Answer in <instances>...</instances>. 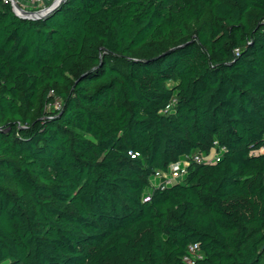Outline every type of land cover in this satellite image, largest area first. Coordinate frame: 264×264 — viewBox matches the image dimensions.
I'll return each mask as SVG.
<instances>
[{
  "label": "trees",
  "instance_id": "1",
  "mask_svg": "<svg viewBox=\"0 0 264 264\" xmlns=\"http://www.w3.org/2000/svg\"><path fill=\"white\" fill-rule=\"evenodd\" d=\"M263 144L264 0H0V264H264Z\"/></svg>",
  "mask_w": 264,
  "mask_h": 264
},
{
  "label": "built area",
  "instance_id": "2",
  "mask_svg": "<svg viewBox=\"0 0 264 264\" xmlns=\"http://www.w3.org/2000/svg\"><path fill=\"white\" fill-rule=\"evenodd\" d=\"M12 3L14 12L24 14L25 12L43 13L51 8L59 0H8ZM53 107L60 108V103L56 102ZM169 107L167 108V110ZM225 146L219 145L217 141L214 142L211 150L208 153H198L192 156H186L181 161L172 163L168 171H158L155 174V179L152 182V188L165 189L181 180L188 174L189 167L195 164H215L221 162ZM255 154H264V144L255 152ZM151 195L146 197L145 201H150ZM189 254L184 257V261L189 264H195L197 261L203 259V254L200 252L198 244L189 246Z\"/></svg>",
  "mask_w": 264,
  "mask_h": 264
},
{
  "label": "water",
  "instance_id": "3",
  "mask_svg": "<svg viewBox=\"0 0 264 264\" xmlns=\"http://www.w3.org/2000/svg\"><path fill=\"white\" fill-rule=\"evenodd\" d=\"M63 2H64V0H59L51 8H49L47 11H45L43 13H33V12H25L24 14H18L16 12L15 13L17 16H19L22 19H28V20L46 19L51 14H53L60 7V5Z\"/></svg>",
  "mask_w": 264,
  "mask_h": 264
}]
</instances>
